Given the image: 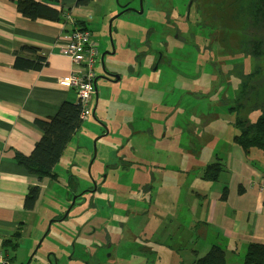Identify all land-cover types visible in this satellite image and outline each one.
I'll use <instances>...</instances> for the list:
<instances>
[{
  "label": "flooded vegetation",
  "instance_id": "obj_1",
  "mask_svg": "<svg viewBox=\"0 0 264 264\" xmlns=\"http://www.w3.org/2000/svg\"><path fill=\"white\" fill-rule=\"evenodd\" d=\"M186 2L187 4L184 5L174 0H166V2L153 0V17L150 19V25L149 19L147 20V28L137 17L145 12V0H125L123 3L125 8L120 10L123 16L135 14L133 16L140 25L138 28L135 27V43L132 46V43L129 42V50L132 49V51L126 55V61L123 63L129 74L135 75V70L140 69L138 78L140 82L138 85L141 86L140 92L142 93L139 101L140 108L134 107L127 115L121 112L124 118H118L120 113L115 115L112 112H106L103 120L106 129L100 133L102 136L107 135L104 137L107 140L104 150L106 163L102 170H91L90 184L87 188L83 187L79 176L75 175L80 170H74L73 177L69 176L70 172L68 171L63 186L66 189L69 188V193L58 192L55 206L58 204L57 207H61V211L59 210V215L57 214L51 219L48 218V223L54 220L53 225L72 217L74 218V227H68L60 233L61 243L57 242L55 246L47 249L45 255L42 256L44 264H114L117 255L126 253L129 240H133L134 243H143L146 264H169L170 239L166 238L165 242H160L161 236L160 240L155 238L157 226L154 222V191L158 186H161V180L171 177L170 168H181L179 164L175 167L170 166L165 160L141 163L144 160H149L150 156L141 152L139 140L143 138L147 145L149 143L153 147H159L156 143V141H160L155 136L156 127H163L166 134L168 123L173 120L175 123L174 115L186 114L188 116V113L194 110V106L186 102L185 94L186 92L190 94L188 89L175 95V89L169 78L162 83L160 78L163 75H174L180 79L184 88L187 85H194L193 81H184L181 75L188 76L192 72L197 76L200 75L202 64H199L196 58L203 57L205 63H214L215 59L210 58L213 50L217 51V58L224 63L222 69L218 68V63L216 65L218 80L213 85L214 88H207V93L196 92L197 94L193 95H200L207 101L212 100L217 98L220 93L225 95L231 93L233 91L232 84L237 81L239 86L235 90L234 98L237 100L241 88L245 85L243 78L247 77L248 79L247 90L249 93L255 89L253 82L258 78L255 69L256 60L251 55V51H248L249 45L245 46L239 43L236 35L228 30L223 22L221 10L216 8L219 2L217 0H204L203 4L198 0H187ZM235 2L237 8L246 12V0H235ZM147 8H150L148 0ZM194 13L197 16L193 17ZM156 15L161 17L160 25L153 23L152 18ZM215 21H218L217 25ZM250 24L253 30L252 21ZM157 26H160L162 33L168 32L169 34L164 37L161 32L155 29ZM182 33L184 40L186 43L189 41L191 48L189 62L184 68L185 72L178 71L174 65L179 60L178 57L181 56L178 44ZM221 35L223 36V47L218 43V37ZM229 45L235 47L234 53L228 49ZM115 49H117L116 43ZM207 52L208 57H205ZM234 59L236 64L234 61L233 65L228 67V64ZM252 63H254L255 70L250 73L248 69L252 68ZM121 69L117 67L107 69L105 73L107 80L105 81L113 83L119 75L122 78V75L118 73ZM101 74L103 75V73ZM101 74L98 73V75ZM224 81L227 83L225 84ZM203 87L202 83L200 86L199 83L196 85L198 89ZM262 87L264 92V85ZM213 90H217V93L213 94ZM148 95H152V107H148ZM256 99H259L258 95H256ZM147 110L148 112L145 114L144 112ZM138 112L141 113L137 114ZM202 115L199 116L200 126L198 127L189 118L185 123L175 124L176 134L185 133L189 131L190 127L193 134L200 138L201 131L198 129L203 126L202 119L205 114L202 113ZM179 120H182L181 116ZM135 126L138 128H134ZM107 132L110 135L115 133L119 136V142L115 141ZM122 137L124 140H121ZM176 147L182 152V147L178 145L173 146L171 150L175 151ZM185 150L189 151L188 148ZM182 158L185 159V156ZM134 165H137L138 169L143 167L147 169L138 170L144 173L142 174L143 179L140 180L138 176L129 174L131 172L129 169ZM162 167L165 170L164 173L160 170ZM59 183L61 184V179ZM151 225L152 231L150 230ZM138 230L140 234L137 232ZM127 231L130 232V236L127 235ZM150 233H152L151 236ZM162 234L167 236V232H162ZM146 235L150 237L144 238L143 236ZM40 236L41 233L39 238ZM141 251L143 252V248ZM134 258L136 260L135 256Z\"/></svg>",
  "mask_w": 264,
  "mask_h": 264
},
{
  "label": "crops",
  "instance_id": "obj_2",
  "mask_svg": "<svg viewBox=\"0 0 264 264\" xmlns=\"http://www.w3.org/2000/svg\"><path fill=\"white\" fill-rule=\"evenodd\" d=\"M36 1L62 12V20H32L18 11L17 0H0V252L8 258L9 264L19 263L16 253L22 243L30 247L41 210L51 191L49 181L41 182L29 174L17 164L15 155L30 156L42 138L44 132L36 125V120L48 121L64 102H78L75 91L56 82L57 78L68 77L73 72L70 59L60 52L61 47L77 28L84 27L94 37L90 25H99L101 34L106 23H99L103 19L108 21L119 11L114 0H89L86 6H76L79 0H59L58 3ZM101 50L99 45V55ZM17 56L30 61L42 57L47 64L39 71L20 70L15 68ZM96 65H99V59ZM118 73L122 75V80L117 86H123L125 72L121 69ZM139 83L138 78L133 79L135 91H141ZM133 93L127 98H131ZM134 107V103H127L125 111L129 113ZM117 108L121 111V108ZM69 147L62 158L69 153ZM226 166L227 171L211 184L208 194H205L204 187L197 191L200 197L196 210L197 233L206 243L198 254H203L212 244L205 238L208 232L214 238V243L227 245V264H242L234 257L227 242L264 243V194L259 191L264 170L246 163L238 150L231 152ZM55 170H69V166L63 165L58 169L57 165ZM217 183L227 187L226 201L219 200L222 187L216 186ZM32 186L40 187L41 195L35 208L27 211L24 209V199ZM240 186L243 187L242 194L239 193ZM17 231L22 235L17 250L4 246L5 241H14L13 236ZM192 253L191 261L197 256L196 250ZM176 256H179L178 252L171 247V264ZM179 257L180 264H184L185 259ZM20 264H24V261Z\"/></svg>",
  "mask_w": 264,
  "mask_h": 264
},
{
  "label": "rangeland",
  "instance_id": "obj_3",
  "mask_svg": "<svg viewBox=\"0 0 264 264\" xmlns=\"http://www.w3.org/2000/svg\"><path fill=\"white\" fill-rule=\"evenodd\" d=\"M148 1L150 2V8L149 9L147 8V0H145V12L140 16L136 15L138 18L142 20L146 28L148 27L147 20L149 19V25H150V19L151 17H153V10H152L153 0H148ZM157 1L160 2L161 0H157ZM162 1L166 2V0H162ZM174 1L184 5L187 4L186 2L187 0H174ZM183 1L184 3H182ZM198 2H201L203 4L204 0L202 1L198 0ZM217 2H219V4H217L216 8L221 11L224 10V12H226L224 16L225 17L224 23L226 24V26L227 24L234 25L235 14H233V18H232V11L234 12L235 7H233L232 5V0H217ZM123 3H125V0H120L121 6H123ZM156 4L159 3L156 2ZM114 5L117 6L116 0H114ZM177 9H179V6H177ZM118 12H121L120 9ZM118 12L116 14H118ZM227 12H228V16H227ZM195 15L197 16V14L194 13L193 17H195ZM121 16H123V14ZM134 19L137 20L136 18ZM152 20L153 23H157L158 25L161 24V17H159L158 15L152 18ZM103 22L106 23V21H104L103 19V21L100 22L99 24ZM118 23L119 21H115V25H117ZM215 23L217 25L218 21H215ZM99 29H100L99 25L96 26L90 25V31L94 34V37L98 41V44L102 49L101 50L102 52L104 45H103V40L101 39V34L99 32ZM155 29L158 32H161L160 26H157ZM235 31L238 32V28ZM254 33L256 34V39H257L256 42H259L262 45H264V31L262 32L256 30L254 31ZM162 34L164 35V37H166L169 33L163 32ZM222 37H223L222 35L218 37V43L220 46L223 47ZM169 39H171V37H169ZM179 42L180 43L178 44V49L181 53V56L178 57L179 60L176 63H174V65L178 71L185 72L184 68L186 64L189 62V55L191 52V48L189 41L188 43H186V41L184 40L183 33L181 34V38L179 39ZM185 44H187L189 47ZM253 44L254 43L249 45L248 51H252ZM228 49L232 53L235 52V47L233 45H229ZM205 57H208V52ZM210 58L215 59V62L205 63L203 61V57L196 58V61L199 64H202V71L200 75L197 76L193 72L190 74L187 73L189 77L181 75L184 81H193L195 83L194 85H187V87L184 88L181 84V81H179L180 79L178 77H175L174 75H170V76L163 75L160 78L161 83L169 78L172 86L175 89V95H177L180 92H183L185 89H188L190 94L186 92L185 94L186 102H189L191 106H194V110L188 113V116L186 114L174 115L175 123L174 120L171 123L170 122L168 123L167 125L168 131L166 134H165V129L163 127L162 128L156 127V131H155L156 139L160 140V141H156V143L158 144L159 147L166 148V149L163 148L164 155L161 156V159H159L158 162H160L161 160H165L166 162L168 161V165L175 167L179 164V167L181 168V169L170 168L171 177L166 178L165 175L166 179L161 180V186H158L157 189L154 191L155 216L153 214L152 219L154 216V222L156 223L157 226L155 238L158 240L161 236L160 242H165V239L169 238L170 246L175 250L176 249L179 250L181 256L185 259L184 264H191L192 261L190 260V258L191 255L193 254L192 250H200L206 245L202 236L197 233L198 222H197V213H196V210L198 209L199 206L198 200L200 198L197 191H199V189L204 187L205 194H208V191H210L212 188L211 186L212 183L204 181L202 179L203 171L206 165L210 163H216V161L226 165L228 161V157L230 156L231 152L235 151L236 149L241 150L235 145V143H233V138L238 133L235 127L237 118L239 117L249 123H254L258 119L261 109L264 105L263 104L264 92L262 87L264 85V56H261L257 59L254 56L256 60V65H255V69L257 70L256 75H258V78L253 82V87H255V89H253L250 93L247 90L248 79L247 77H244L243 80L245 81V85L243 88H241V92L237 100L234 99L235 90L238 88L237 86H239L238 85L239 82L237 81H235V83L232 84L233 91H231V93H227V95L220 93L217 96V98L212 100L207 101V99H205L204 97L202 98L200 95H193V94H197L196 92L207 93V88H214L213 85L218 80L216 65L218 63V68L222 69L224 63L221 59L217 58L216 50H213L211 52ZM234 61L236 64V60L234 59L232 62L228 64V67L232 66ZM238 62L240 61L238 60ZM99 68L100 65L96 67V75H98L99 73ZM255 69H254V63H252V68L248 70L250 73H252L254 72ZM198 83L199 86L202 83L204 87L201 89L196 88V85ZM224 83L226 84L227 81H224ZM259 88L261 91L259 90ZM216 93L217 90H213V94ZM256 95L259 96L258 101L256 99ZM141 96L142 93L139 90H136L132 94L131 98H127L128 94L124 96V98H127L126 99L127 103H131V104L134 103V105L137 108H140L139 101ZM151 97L152 95H148L147 97L148 107L153 106V102H152L153 99H151ZM240 102H242L241 105L243 104L244 105L240 106L239 104ZM77 105H79L78 102ZM147 112L148 110L145 111L144 113L146 114ZM139 113L141 112H138L137 114ZM202 113L205 114L204 115L205 117L204 119H202L203 120L202 128L198 129L201 131L200 138H197V136L193 134V131L190 129V127L188 128V130L191 133L187 131L185 133L182 132L180 134H176L175 131L177 130L175 124L180 122L185 123L188 118L191 119V122L196 123L197 127L200 126L199 116H201ZM180 116L182 117V120H179ZM118 118H124V117L120 113V116ZM114 121L117 120L114 119ZM134 128H138V126H135ZM77 134L78 133H76L73 136L72 140L68 144L69 146ZM163 134H165L166 137L163 136ZM79 135L82 136L83 133H79ZM82 139L84 140V137H82ZM175 145L182 147L183 153L178 149V147H176L175 151L174 149L171 150V148H173V146ZM185 148H188L189 151H186ZM141 152L146 153L144 149H142ZM262 154L263 153H255L253 156H251V161L254 163V165H256V162L259 160V157L262 156ZM183 156H185V159L182 158ZM262 158L263 159L259 161L264 162V157ZM150 161H154V159L150 157L149 160H144L141 163L147 164L150 163ZM181 161L183 162L181 163ZM57 165L59 166V164ZM163 167L160 170L161 172L164 173L165 170H163ZM262 169L264 170V166ZM129 170H131V172L129 173L131 176H135V177L138 176L139 179L141 180L144 178L142 176V174L144 173L139 172L138 170H147V169L145 167H143L142 169H138V166L134 165ZM178 170H186V171H178ZM225 170L227 171V167L225 168ZM68 171L69 170L58 171L61 178V184L56 182L54 183L49 182L50 188L54 186L56 187V189L55 188L54 189L57 191L54 195H52L53 206L57 202L58 199L57 194L59 192V187L60 188L63 187L64 185L63 182L67 178ZM216 186L222 188L225 187L223 185H219L218 183L216 184ZM57 205L58 204H56V208L51 209V207H49L47 203V205L42 208L41 213H45V216H43V219L41 221L42 232L39 240L42 238L44 232L46 231V228L48 226V220L57 214L59 215L58 212L59 210L61 211V207H57ZM68 227H74V218L69 217L65 221H62L60 223H54L52 225L49 235L44 240L42 247L40 248L39 252L36 255L37 260H39L40 257L45 255L49 247L55 246L57 242L61 243V239L59 238L60 233H62ZM150 230L151 231L153 230L152 225ZM137 232L140 234L139 230ZM162 232H167V236H163ZM151 234L152 233H150V236ZM127 235L130 236V232L127 231ZM150 236L146 235L143 237L148 238ZM30 242H31L30 247L28 248H27V244L25 243H22V245L19 247L16 253L17 260H19L18 264H20L21 261H24L25 263L28 260L29 256L32 254L35 246L33 244L34 243L33 241ZM127 246L128 247L126 253L123 252L122 254L117 255L114 264H146V258L144 257L143 254L145 253L143 243L140 242L134 243L133 240H129ZM30 248L32 249L30 250ZM142 248H143V252L141 251ZM11 253L13 255V252ZM134 256L136 257V260ZM193 259L194 258H192V260Z\"/></svg>",
  "mask_w": 264,
  "mask_h": 264
},
{
  "label": "trees",
  "instance_id": "obj_4",
  "mask_svg": "<svg viewBox=\"0 0 264 264\" xmlns=\"http://www.w3.org/2000/svg\"><path fill=\"white\" fill-rule=\"evenodd\" d=\"M51 1L54 3L59 2V0ZM246 2L247 14L243 9L237 8L235 0H232V5L235 7L234 12L232 11V18L233 14H235V22L234 25L227 24V27L230 32L236 35L239 43H242L245 46L254 43L252 45L253 49L251 55L255 56L257 59L264 56V45L256 42V34L254 33L256 30L264 31V0H246ZM88 3L89 0H79L76 3V6H86ZM17 8L22 15L32 20L44 19L53 22H59L62 20V12L51 8L48 5L39 3L36 0H17ZM225 13L224 10L221 11L223 22ZM250 21H252L253 30ZM237 28L238 32L235 31ZM46 64V59L42 57H36L30 61L20 59L17 56L15 60V68L20 70L30 69L33 71H39ZM241 103L242 102L239 103L240 106H243L244 104L241 105ZM80 112L81 107L79 105L64 102L59 108L57 114L50 120H36V125L44 132L43 136L35 145L30 156H23L18 153L15 155L17 164L24 167L29 174L37 177L41 182L43 180H48L52 183H59L61 178L60 175H58V171L55 170V167L60 163L73 136L80 131V128L82 127L83 122L80 120ZM235 127L238 133L234 136L233 143L241 149L238 151H240V154L243 156V160L250 165H254L251 161V156L255 153H263L262 156L259 157V160H262V157H264V105L256 122L249 123L238 117ZM259 160L256 162V166L262 169L264 162ZM226 167L227 166L221 162L216 161V163H210L206 165L202 179L210 183L217 182ZM242 192L243 187L240 186L239 193L242 194ZM227 194L228 189L225 186L222 188L219 200L226 201ZM40 195V187H30L24 199V209L32 211L35 208ZM21 236L20 231H17L13 236L14 241H5L4 246H9L13 250H17L18 241ZM205 238L207 241L209 240L212 242V244L203 254H198V250H196L197 256L193 259L192 264H227V245L223 246L222 244L214 243V238L210 236L208 232L205 234ZM228 243V247L232 248L234 257L242 264H264V243L251 242L246 244L233 240H230L227 244ZM176 251L179 256H181L179 250L176 249ZM179 256H176V259L172 264L181 263L179 262ZM169 264H171V262H169Z\"/></svg>",
  "mask_w": 264,
  "mask_h": 264
},
{
  "label": "water",
  "instance_id": "obj_5",
  "mask_svg": "<svg viewBox=\"0 0 264 264\" xmlns=\"http://www.w3.org/2000/svg\"><path fill=\"white\" fill-rule=\"evenodd\" d=\"M116 2L117 7L120 10L125 8L121 6L120 0H116ZM121 15L122 13L118 12V14L111 16V18L106 21V24L101 32V39L103 40L104 48L99 58V74L103 73V75H96L94 80V95L90 108L89 119L82 124L80 132H78L70 144L69 153L64 155L58 166L59 169L63 165H68L70 172L69 176L72 177L74 176V170H80L77 174L75 173V175L79 176L84 188H87L90 184L89 179L91 177V170H102L106 163L104 150L107 140H105L104 137L107 135L102 136L100 134L102 130L106 129L105 123L103 121L105 119V114L108 111L114 113L115 115L121 112L125 113L126 115L128 114V112H126L128 110L125 111V107L127 106V98H124V96L127 94L129 95L131 92H135V88L132 86L133 79L139 78L140 76L139 68L135 70L136 74L133 75L131 73H127V67L125 64H123L126 61V55L132 51V49L129 50V42L132 38L131 35L133 32H135V27L138 28L140 25L139 22L134 19L135 17L133 15H127L125 17ZM115 21H119V23L115 25ZM115 43L117 49H115ZM114 67L122 68V70L125 72V82L123 83V86H117V83L122 80L120 75L113 83L105 81L107 80L105 77L107 69ZM117 107L121 108V111H118ZM79 133H83V135L80 136ZM107 134L110 135L108 132ZM110 136L113 137L115 141L119 142V136H117L115 133H112ZM82 137H84V140ZM122 139L124 140L123 137L121 140ZM139 145L141 149L146 151L145 154L149 155L154 160H159L161 159V156L164 155V149L161 147H153L149 143L147 145L143 138L142 140H139ZM54 188L56 189L54 186L50 188L51 191L48 192L46 202L44 203L43 207H45L48 203L49 207L52 206L56 208V206H53L52 204V195L57 192ZM67 189L65 186L61 188L59 187V191H63V193L68 194L69 188ZM42 216H45V213L40 214V221L38 222V226L33 233V244L35 246L34 250L24 264H44L43 257H40V259L37 260L36 255L39 252L44 240L46 239V235L50 232L54 220L48 223L44 235L39 240L38 235L42 230Z\"/></svg>",
  "mask_w": 264,
  "mask_h": 264
},
{
  "label": "built area",
  "instance_id": "obj_6",
  "mask_svg": "<svg viewBox=\"0 0 264 264\" xmlns=\"http://www.w3.org/2000/svg\"><path fill=\"white\" fill-rule=\"evenodd\" d=\"M60 52L70 59L73 72L68 77L57 78L56 82L64 88L75 91L78 104L81 107L80 120L84 123L89 119L94 95L99 44L87 29L77 28L71 32L67 43L61 47ZM259 191L264 194V176L260 179ZM0 264H9L8 258L2 252H0Z\"/></svg>",
  "mask_w": 264,
  "mask_h": 264
},
{
  "label": "bare ground",
  "instance_id": "obj_7",
  "mask_svg": "<svg viewBox=\"0 0 264 264\" xmlns=\"http://www.w3.org/2000/svg\"><path fill=\"white\" fill-rule=\"evenodd\" d=\"M131 36L132 38H131L130 43H132V46H133V44L135 43V32H133Z\"/></svg>",
  "mask_w": 264,
  "mask_h": 264
}]
</instances>
